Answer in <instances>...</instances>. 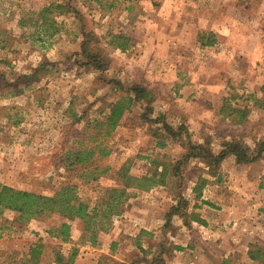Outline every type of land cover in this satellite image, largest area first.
Wrapping results in <instances>:
<instances>
[{"label":"rangeland","instance_id":"374dc122","mask_svg":"<svg viewBox=\"0 0 264 264\" xmlns=\"http://www.w3.org/2000/svg\"><path fill=\"white\" fill-rule=\"evenodd\" d=\"M102 1L0 0V185L49 196L74 185L98 209L118 189L123 211L91 242L80 219L20 221L0 209V264H33L36 242L45 245L38 264L76 249L73 264H264L249 256L264 246V152L245 164L231 155L213 171L197 158L182 162L188 142L217 154L236 140L254 154L264 140V0ZM51 3L68 12L44 22L39 13ZM84 32L103 69L85 64ZM133 83L152 90L151 111L137 101L112 136L98 134ZM102 139L109 156L68 167L69 152ZM162 165L165 183L148 189L122 176L158 179ZM235 205L238 219L229 217ZM64 221L66 242L49 233Z\"/></svg>","mask_w":264,"mask_h":264},{"label":"trees","instance_id":"16d2710c","mask_svg":"<svg viewBox=\"0 0 264 264\" xmlns=\"http://www.w3.org/2000/svg\"><path fill=\"white\" fill-rule=\"evenodd\" d=\"M96 1L103 3L102 0ZM65 8L66 7L61 3H51L48 6H45L39 14L40 16L44 17V22H46L48 15L52 12L57 11L58 14L68 12V10H65ZM114 37L120 38L121 36ZM93 38L94 35L91 32H84V40L81 43V47L86 58L85 64L91 65L96 69H103L105 67V63L103 62L100 52L96 50V48H89V42ZM125 45L126 43L117 44V47L120 49H125ZM128 91L130 93L129 95L126 97H121L110 105V110L106 114L104 120L98 124L100 129L98 134L105 138L112 136V133L116 130L125 113L131 110L137 101L146 102L148 104L146 112L151 111L149 104L155 99L152 90L143 84L133 83L128 88ZM262 91L264 92V86L262 87ZM245 115L246 112H242L240 121H242ZM164 126L168 133L175 135L171 126L168 124H164ZM102 130L104 132H102ZM111 152V147L104 141V139H102L93 147L83 146L82 149L78 151L69 152L68 159L71 160L68 163V167L92 164L97 159H100V157L102 158L109 156ZM263 152L264 140L259 142L258 150H256L254 154L250 153L248 146L236 140L226 143L223 149L217 154H215L208 145L188 142V151L182 157V162L184 159L187 160L189 158H197L201 161H204V163L213 171L218 166H220L227 157L231 155L236 158V161L239 164H245L258 159L262 156ZM95 155H97L96 158ZM108 169V167H105L101 172H98L97 170L91 171L89 174V179H98L100 174L106 173ZM177 169V165L173 166L172 168L174 172ZM168 171V166L162 165V171L158 174V179L156 178L157 173H154L152 176H143L141 178L127 176V174H123L122 176L127 177L128 181H136L138 188L148 189L152 186L165 183L164 179ZM194 190L200 195V191H198L196 188H194ZM113 192L114 194L109 197L108 201L104 202L105 207L98 209L97 206L90 208L87 202L81 200L74 185L62 187L52 196L15 189L8 185H0V209H8L17 212L19 214L20 221H27L34 217H42L53 213H57L70 221L80 219L84 222L85 231L90 232L89 240L91 242H96L97 232L107 231L112 224V216L119 215L123 211L122 204L125 201V199L123 200L125 193L119 191L118 189H114ZM179 205L180 203L177 205V207L173 208L172 214L179 212ZM184 216H186V214H184ZM3 228L4 226L0 227V230L2 231ZM70 231V223L64 221L58 227L50 229L49 233L52 236L60 238L66 242L69 241ZM1 236L2 234L0 233V237ZM44 246V244L39 242L33 243L30 246L28 252L27 262L38 264ZM177 248L182 249L181 246H178ZM77 252V249L74 250L66 260L63 255L58 254L57 262L59 264H73ZM249 256L252 260H256L259 263H264V246L254 245L252 249L249 250Z\"/></svg>","mask_w":264,"mask_h":264},{"label":"crops","instance_id":"0c3cea01","mask_svg":"<svg viewBox=\"0 0 264 264\" xmlns=\"http://www.w3.org/2000/svg\"><path fill=\"white\" fill-rule=\"evenodd\" d=\"M19 21L21 22L22 20L19 17L18 18L16 17V23L19 22ZM236 207H237L236 209L234 207V208H232V210H230L232 213L229 214V217L232 218V219L236 218L237 215H238V206H236ZM228 208H231V206H229ZM224 209H226V207L223 206L222 207V222H223L224 218L228 217L227 213L223 211ZM261 210L263 211L264 208H262ZM261 210L259 208L257 209V211H258L257 216L262 217L264 215ZM236 219H238V218H236ZM258 219H262V218L250 217V218H247V221L251 222L252 224H257ZM256 226L259 227V225H256ZM99 251H100V249H99Z\"/></svg>","mask_w":264,"mask_h":264}]
</instances>
